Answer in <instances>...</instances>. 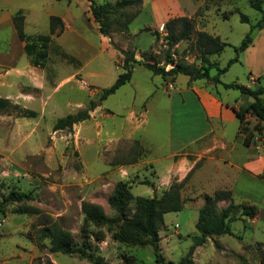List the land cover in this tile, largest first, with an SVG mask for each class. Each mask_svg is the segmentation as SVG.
<instances>
[{"label":"rangeland","instance_id":"1","mask_svg":"<svg viewBox=\"0 0 264 264\" xmlns=\"http://www.w3.org/2000/svg\"><path fill=\"white\" fill-rule=\"evenodd\" d=\"M75 1L80 11L81 0ZM109 1L113 3L115 0H95V3ZM248 1L192 0L194 5H198L193 16L195 29L196 26L206 28L208 33L219 36L227 44L219 55L213 57L218 67L225 66L235 56V48L260 19V13L251 8ZM259 1L264 8V0ZM141 10V5L126 9L127 13L136 14L127 30L113 24L108 36L101 35L109 43L106 49L100 47L102 43L97 39L98 33L88 27L83 29V22L78 21L76 26L82 32L83 40L70 47L68 53L76 56L81 63L87 61L88 64L81 70L78 63L77 69L66 80L59 78L65 68H54L55 64L46 62L45 56L44 60L35 62V55L42 56L46 53L45 49L33 48L26 42H23L22 49L16 34L6 41L7 45L0 46V98L36 112L33 118L20 117L12 110L0 112V203L11 191L30 195L29 199L8 201L2 206L0 264H92L85 258L37 248L36 232L53 221L71 233L78 243L80 230L86 229L89 241L96 243L97 255L105 264H153L149 245H131L113 238L119 229V222L94 225L85 222L81 212L82 203H90L100 206L106 216L117 217L115 209L109 205V198L120 181L126 182L132 196L128 201L127 216L133 214L135 197L152 195L148 166L135 169L128 166L144 152L137 141L128 143L120 140L127 134L123 130L124 115L140 104L143 84L136 81L145 80L142 76L145 69L134 64L136 72L133 83L124 84L103 100L94 118L74 124L71 129L53 130L56 119L87 108L90 100L97 102L101 89L114 83L117 75L123 71L122 51L133 53L135 60H150L159 65L164 63L167 58L165 30L163 26L156 28L148 25V8ZM241 14L247 17L248 22H240ZM25 32L45 35L48 28L44 21L38 19V23L27 26ZM8 36L3 35L4 43ZM83 42L91 47L84 51L86 46L82 48ZM170 52L174 61L200 65L189 41L179 42ZM238 60L220 76L222 82L247 83L242 53ZM169 68L171 65L166 66V69ZM215 73L212 69L211 74ZM261 81L264 83V73ZM135 86L138 88L135 89ZM216 91L224 97L222 87L218 86ZM262 98L264 100V95ZM150 129L153 130L151 126ZM160 135L155 129L148 135V140L157 145L156 136ZM159 194L155 193L156 196ZM20 206L36 208L37 213H19ZM184 212L189 211L181 209L177 213L165 214L163 222L159 224L158 246L165 262L178 263L191 246L192 234L185 222L188 218ZM230 226L236 227L233 223ZM94 234H101L103 240L96 241ZM241 235L243 240L226 235L209 238L204 245L192 250L191 262L261 264V251L264 248L256 246L257 243L250 244V229ZM42 242L48 246L47 239Z\"/></svg>","mask_w":264,"mask_h":264},{"label":"crops","instance_id":"2","mask_svg":"<svg viewBox=\"0 0 264 264\" xmlns=\"http://www.w3.org/2000/svg\"><path fill=\"white\" fill-rule=\"evenodd\" d=\"M81 4L82 8L78 11L75 0H0V46L7 45L6 41L16 34L12 22L16 12L21 11L23 14V31L26 36L40 35L25 32L27 26L36 25L38 19L49 28V18L58 17L62 22L60 33L52 35L47 43H38V46L46 49V62H53L56 69L65 68L59 78L69 79L78 63L81 64V70L88 64L87 61L81 63L76 56L68 53L70 47L83 40L82 32L76 24L81 21L83 29L88 27L98 33L96 23L87 12V0H81ZM141 7L142 10L148 8V25L158 28L173 17L194 18L198 5H194L192 0H142ZM196 30L207 32L206 28L198 26ZM7 34L9 36L4 43L3 35ZM97 39L102 43L101 48L109 46L107 39L99 33ZM19 42L23 49V41ZM83 43L82 48L86 46L84 51L91 47ZM242 55L248 80L247 83L238 84L252 88L254 81L264 73V27L255 31L251 45ZM211 60H214L213 57ZM136 66L132 69L128 84L134 81ZM144 69L142 76L145 80L136 81L143 84L140 104L124 115L123 130L127 134L120 140L128 143L137 141L144 152V155L128 166L134 169L148 166L149 180L154 190L151 188L152 195L149 197L168 189L172 182L185 179L181 188L182 211H189L184 212L188 218L185 222L193 234L198 210L204 203L203 197L216 191H229L231 201H219L218 208L223 209L230 202L256 208L254 217L244 216L230 221L229 226L232 223L236 226L235 229L230 226L234 237L243 240L241 234L250 229V244L264 245V136L253 132L249 138H245L246 134L239 129L240 122L234 112L251 102V98L237 90L225 89L220 84H210L205 80L189 81L183 75L173 80L169 77L164 80ZM167 84H171L172 88L166 89ZM218 86L225 91L224 97L216 91ZM99 106L90 113L88 119L95 117ZM244 120L250 130L257 124V120L249 114L245 115ZM150 126L153 130H149ZM155 129L161 133L156 136L157 145L148 140V135Z\"/></svg>","mask_w":264,"mask_h":264},{"label":"trees","instance_id":"3","mask_svg":"<svg viewBox=\"0 0 264 264\" xmlns=\"http://www.w3.org/2000/svg\"><path fill=\"white\" fill-rule=\"evenodd\" d=\"M87 2L90 16L97 24L98 33L102 36H108L111 33L113 24H118L121 30H127L128 25L136 14H129L126 12V9L140 6L142 0H115L113 3L105 2L103 4H96L95 0H87ZM248 4L260 13V19L244 35L239 46L235 48V56L229 59L225 66L218 67L216 61L211 60L215 55H219L227 45L219 36L196 30L193 18L184 16L170 18L163 25L165 43L167 45V58L162 65L150 60H135L133 53L122 51L123 71L117 75L114 83L107 88L101 89L97 102L90 100L87 108L56 119L53 124V130L71 129L74 124L87 120L90 117V113L103 100L113 94L119 87L129 82L133 66L134 64H138L149 70L153 75H158L164 80L168 77L173 80L176 76L183 75L188 77L189 81L205 80L210 84H220L225 89L237 90L252 100L239 110H234L240 122L239 129L246 134L245 138H249L253 132L259 136H264V102L261 99V96L264 94V85H262L261 76L255 80L252 88L234 82L223 83L220 80V76L226 73L231 65L239 61V54L243 53L251 45L255 31H259L264 27V8L261 2L259 0H249ZM113 15L116 18H112ZM239 19L240 22H248L245 15L241 14ZM23 20L24 17L21 11L16 12L12 18L16 36L20 41L30 43L33 48L45 49L44 47H39L38 43L49 42L50 37L58 35L62 29L61 20L58 17H50L47 34L26 36L23 31ZM182 41L190 42V46L195 51L200 65L185 63L182 60L174 61L171 58V48ZM37 55L34 57L35 62L44 60L46 57V53H43L42 56ZM167 65H171V68L166 70ZM212 69L215 70V74H211ZM9 110L15 111L20 117L33 118L36 116V112L12 105L8 99L0 98V112ZM246 114L251 115L257 120V124L253 126L252 130L244 122ZM184 181L185 179L181 182H172L169 188L161 191L158 196L135 197V208L131 216H127V205L132 196L126 182L120 181L115 185L113 193L109 198V205L115 209L117 217L110 218L106 216L98 205L82 203L81 212L84 221L94 225H108L113 222H119V229L113 234V238L131 245H149L152 249L153 264H193L190 260V255L194 248L204 245L212 237L234 236L229 226L230 221L241 219L244 216L252 218L256 215V208L246 204H233L230 202L227 207L218 209L217 203L219 201H231L230 192L216 191L212 195H205L203 197L204 203L198 210L197 219L194 224L195 232L190 236L191 246L187 255L178 263H173L172 261L165 262L158 246L159 224L163 222L165 214L181 211L183 205L181 188ZM29 198L30 195L27 193L11 191L2 199L0 211L3 204L8 201L18 202ZM18 212L35 214L37 213V209L30 206H20ZM94 236L98 242L103 240L101 234H94ZM44 239L48 240V246L42 242ZM35 243L39 250L47 248L50 253L85 258L92 264H105L102 258L97 255L98 246L96 243L94 244L89 241V233L84 228L80 230V242L78 243L71 233L63 230L53 221L48 223V225H43L36 232ZM256 246L264 248L263 244L257 243ZM261 253L263 257L261 264H264V251H261Z\"/></svg>","mask_w":264,"mask_h":264},{"label":"built area","instance_id":"4","mask_svg":"<svg viewBox=\"0 0 264 264\" xmlns=\"http://www.w3.org/2000/svg\"><path fill=\"white\" fill-rule=\"evenodd\" d=\"M115 67H116V69H119V66L118 65H116ZM166 87H167V89H171L172 88V85L171 84H167ZM257 141H258V143L260 142L259 138L257 139Z\"/></svg>","mask_w":264,"mask_h":264}]
</instances>
